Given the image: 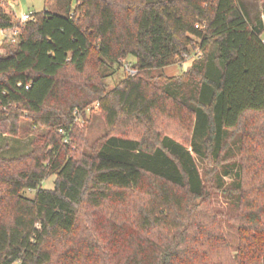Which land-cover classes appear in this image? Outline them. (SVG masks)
Here are the masks:
<instances>
[{"label": "trees", "instance_id": "1", "mask_svg": "<svg viewBox=\"0 0 264 264\" xmlns=\"http://www.w3.org/2000/svg\"><path fill=\"white\" fill-rule=\"evenodd\" d=\"M73 1L2 44L0 134L43 133L0 156V264H264V23L237 0ZM15 26L0 0V30ZM129 57L137 74L108 89L103 68ZM96 104L108 133L90 143L74 122ZM213 191L239 209L236 251Z\"/></svg>", "mask_w": 264, "mask_h": 264}, {"label": "rangeland", "instance_id": "2", "mask_svg": "<svg viewBox=\"0 0 264 264\" xmlns=\"http://www.w3.org/2000/svg\"><path fill=\"white\" fill-rule=\"evenodd\" d=\"M150 2L152 1H160V0H148ZM264 2V0H262ZM2 7L4 10L14 16V20L16 23L20 24V17L23 14H27L30 16L49 12L51 14H64V11L61 10V8L58 5L57 0H1ZM76 5L75 0L73 1V7ZM4 40L0 38V54H6V51L4 50V47L2 46ZM197 52H200L198 48L193 50L192 57L189 56V58H185L183 66H180V63L176 64L175 66L169 67L165 70V73L169 78L176 77L179 75L188 64L191 63V61L198 57ZM135 58L129 57L126 61L122 62V64H109L108 67L103 68L102 75H103V81L108 87V89H113L116 87L117 84H119L122 80L127 78L129 75H131L130 71L134 70L132 69L133 64L135 63ZM95 110V111H94ZM93 109H89L86 112L87 118H89V122L87 125L84 123V119L82 118V115L76 114L75 118V125L85 127L83 129L86 138L90 143H96L99 140H102L105 135L108 133L105 120L103 116L97 111L98 108L94 107ZM93 111V113H92ZM251 121H256L258 123H262L264 118L261 117H255L250 118ZM23 124L26 125L25 132L27 133V137L15 139L9 135H2L0 134V156L4 158H14L21 155H24L28 153L31 150V141L33 138H35L38 134L43 133V130H32L31 128H28L27 121L22 120ZM166 124V123H163ZM167 129L165 132L170 134H175L176 130L174 129L173 125L169 122L166 124ZM83 127V128H84ZM75 148V147H73ZM240 156V146H231L230 148V155L227 156L228 158H232V160L239 159ZM194 157H196L194 155ZM197 158V157H196ZM197 165L200 174L203 178H207L208 180L212 181V184L208 187L209 190L217 186V181L215 176L208 175L206 173L207 170H213V167L211 164L207 162H202L197 159ZM54 182H55V176H51L46 181L43 182L42 187L44 189H53L54 188ZM224 182L229 187L233 184L234 178L231 176L225 177ZM212 190V189H211ZM212 199H213V205L218 214L224 215V218L221 219V227L224 232V235L226 236L229 245L231 246L233 251H236L239 245V235L237 230L231 227V225L228 223V218L230 216H236L239 212V209H237L235 204V199L230 197L229 195H226L224 193H219L216 191L211 192ZM25 196L28 198H33L35 196L34 191H26ZM264 220V219H263Z\"/></svg>", "mask_w": 264, "mask_h": 264}, {"label": "built area", "instance_id": "3", "mask_svg": "<svg viewBox=\"0 0 264 264\" xmlns=\"http://www.w3.org/2000/svg\"><path fill=\"white\" fill-rule=\"evenodd\" d=\"M20 24L19 26H15V27H12V28H9V29H1L0 30V38L2 40H7V41H10L11 43H16L18 41V38L23 30V27L25 26L26 23L30 22L32 19H33V16H30V15H27V14H23L20 18ZM205 26V25H203ZM196 28H200V25H197ZM198 56L200 54V52H197ZM185 58H189L188 55H185L184 56ZM131 75H136L137 72L135 70H131L130 71ZM0 108H2L3 110L6 111V108H3L1 106V103H0ZM95 108H99V105L96 104L95 105ZM89 110V109H88ZM87 110V111H88ZM80 112H76V114H79ZM59 134H63V130H60L59 131ZM65 142H69V139L67 138L65 140Z\"/></svg>", "mask_w": 264, "mask_h": 264}, {"label": "crops", "instance_id": "4", "mask_svg": "<svg viewBox=\"0 0 264 264\" xmlns=\"http://www.w3.org/2000/svg\"><path fill=\"white\" fill-rule=\"evenodd\" d=\"M249 20L250 24L254 27L264 23V2L262 0H237ZM264 41V34L262 36ZM188 64L186 68L189 66ZM185 68V69H186ZM184 69V70H185ZM183 70V71H184Z\"/></svg>", "mask_w": 264, "mask_h": 264}]
</instances>
